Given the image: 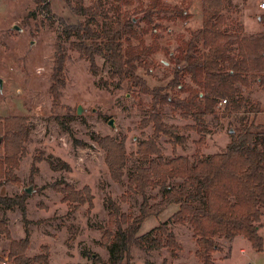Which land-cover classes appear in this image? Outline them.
Listing matches in <instances>:
<instances>
[{
    "label": "rangeland",
    "instance_id": "rangeland-1",
    "mask_svg": "<svg viewBox=\"0 0 264 264\" xmlns=\"http://www.w3.org/2000/svg\"><path fill=\"white\" fill-rule=\"evenodd\" d=\"M50 14L35 11L33 0H0V118L24 116L28 119L29 136L26 154L20 161L16 176L18 184L0 182V196H25V216L20 210H8L0 206V215L7 224L9 240L0 239V262L9 259L10 240L28 239L25 255L29 258L45 255V263L39 264H108L110 252L103 247V234L108 221L106 200L120 205L121 211L135 216L142 197L127 188L132 171L148 165L150 158L135 155L138 143L151 133V127L140 129L145 114L139 111V102L149 101L148 96H137L122 83L120 89L109 82L108 65L103 58H96L101 70L95 76L89 70L88 61L67 44L65 82L59 88L58 103H54L49 88L50 74L55 55L54 45L61 34L60 20L68 25H78L84 19L75 15L64 0H48ZM264 0H225L224 16L231 27L241 26L244 35L264 31L259 17L264 10L259 4ZM170 6L186 10L187 19L169 20L154 18L159 28L153 33L160 46L170 54L175 53L179 36L189 38L190 32L202 22V0H163ZM147 0H134L130 6L116 0H84L85 6L99 5L100 10L112 16L115 9L133 16L138 32L145 28L140 13H133ZM35 12V15L31 13ZM102 16L97 21H103ZM148 33L145 44L153 40ZM134 44H137L134 41ZM149 68L139 67L137 73L150 86L165 85L170 79L173 65L162 51L146 59ZM176 90L169 91L171 96ZM183 96V95H182ZM241 98L249 112L227 113L219 106L214 114L206 116L208 134L200 147L202 156L221 152L229 142V130L238 127L239 117L245 115L256 125L264 123V93L257 84L242 89ZM259 106V112L250 111ZM78 108L81 110L77 114ZM165 122L179 127L193 125L176 110L165 108ZM187 138L183 146L173 152L170 140L160 137L158 146L162 158L169 161L176 156L192 159L197 150L199 136L194 131L181 132ZM125 138L127 163L120 183L112 181L105 163V152L93 138ZM181 180H171L170 186L179 187ZM68 184L76 191L88 188L91 202H63V195L56 187ZM30 189V194L24 192ZM86 195V193H84ZM150 204L161 200L160 189H148ZM177 211L170 205L157 217L147 218L138 236H143L161 223H167L180 249L172 254L167 248L144 252L131 248L125 261L129 264H201L195 256L197 249L189 226L175 225L170 221ZM259 234L263 239V251L255 252L242 237L235 240H219L221 250L213 254L215 264H264V208H262ZM43 247L46 249L44 250ZM38 264V263H31Z\"/></svg>",
    "mask_w": 264,
    "mask_h": 264
},
{
    "label": "trees",
    "instance_id": "trees-1",
    "mask_svg": "<svg viewBox=\"0 0 264 264\" xmlns=\"http://www.w3.org/2000/svg\"><path fill=\"white\" fill-rule=\"evenodd\" d=\"M77 16L83 17L78 25H68L60 20L61 34L54 45L55 55L50 74L49 94L58 103L59 88L65 82V63L68 57L67 44L89 63L90 72L98 76L101 70L96 58H103L108 65L109 82L120 89L126 84L128 91L139 96H148L146 103L139 102V111L145 114L139 123L140 129L151 127V133L141 140L135 155L151 159L146 166L135 168L129 175L127 188L142 197L135 216L121 211L120 205L106 200L108 221L103 234V247H108V264H129L125 261L131 248L144 252L169 249L172 254L180 246L168 227L161 223L143 236L138 232L144 221L162 214L168 206L176 205L177 211L170 221L175 225L189 226L197 249L196 258L201 264H215L213 254L221 250L219 240L230 241L244 238L251 248L261 253L263 239L261 228L262 208H264V123L256 125L245 115L239 117L236 128L229 130V142L225 148L210 156H202L200 147L208 134L206 116L214 114L223 105L227 113L249 112L241 98L242 89L257 84L264 93V31L254 35H244L243 28H233L224 16L225 0H202L201 26L190 32L189 38L179 36L175 53L170 54L160 46L153 33L159 28L154 25L156 18L184 21L186 10L170 6L163 0H147L146 7L140 5L133 13H140V22L145 24L138 32L133 16L121 13L116 8L112 16L100 10L99 5L85 6L84 0H64ZM126 6L134 0H116ZM35 11L49 15L48 0H33ZM35 12H32V15ZM102 16L99 23L97 17ZM264 26V15L259 17ZM150 33L154 38L148 45L143 36ZM134 41L137 44H134ZM164 52L173 65L170 79L165 85L150 86L137 73L139 67L148 69L146 62L158 52ZM176 90L171 96L169 91ZM183 95V96H182ZM170 107L184 119H191L193 125L179 127L165 122V108ZM250 111L259 112V106ZM194 131L199 136L197 150L192 159L176 156L169 161L162 158L158 146L160 137L170 140L173 152L183 146L187 138L182 131ZM29 136L28 119L24 116L0 118V182L18 184L16 170L26 154ZM105 152V163L112 181L120 183L127 163L125 138H93ZM171 180H181L179 187L170 186ZM63 195V202L88 204L91 195L88 188L76 191L66 184L56 187ZM160 189V201L150 204L146 192ZM86 193V195L84 194ZM25 196H0V206L18 209L25 216ZM9 240L7 224L0 215V239ZM28 239L10 240L9 264L45 263L47 256L29 258L25 255ZM45 250L46 248L43 247Z\"/></svg>",
    "mask_w": 264,
    "mask_h": 264
},
{
    "label": "built area",
    "instance_id": "built-area-1",
    "mask_svg": "<svg viewBox=\"0 0 264 264\" xmlns=\"http://www.w3.org/2000/svg\"><path fill=\"white\" fill-rule=\"evenodd\" d=\"M259 9L264 10V1L259 4ZM225 103H226V101L222 100L220 102V106L225 105ZM1 264H9L8 259L7 258H3V260L1 261Z\"/></svg>",
    "mask_w": 264,
    "mask_h": 264
},
{
    "label": "water",
    "instance_id": "water-1",
    "mask_svg": "<svg viewBox=\"0 0 264 264\" xmlns=\"http://www.w3.org/2000/svg\"><path fill=\"white\" fill-rule=\"evenodd\" d=\"M80 113H81V110L78 108V110H77V114H80ZM24 192L27 193V194H30V189H29V188H26V189L24 190Z\"/></svg>",
    "mask_w": 264,
    "mask_h": 264
},
{
    "label": "crops",
    "instance_id": "crops-1",
    "mask_svg": "<svg viewBox=\"0 0 264 264\" xmlns=\"http://www.w3.org/2000/svg\"><path fill=\"white\" fill-rule=\"evenodd\" d=\"M236 238H238V237H236ZM236 238H234L233 240H235ZM0 264H1V262H0Z\"/></svg>",
    "mask_w": 264,
    "mask_h": 264
}]
</instances>
